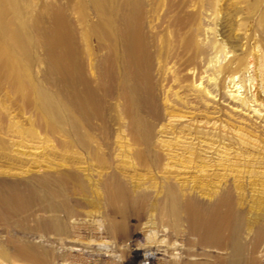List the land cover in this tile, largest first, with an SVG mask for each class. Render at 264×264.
<instances>
[{"label": "bare ground", "instance_id": "6f19581e", "mask_svg": "<svg viewBox=\"0 0 264 264\" xmlns=\"http://www.w3.org/2000/svg\"><path fill=\"white\" fill-rule=\"evenodd\" d=\"M111 1L0 0V222L10 220L27 237L0 244V257L46 264L52 248L29 238L76 239L80 219L94 208L112 235L128 230L131 214L153 211L170 235L183 231L187 244L204 249L203 261L185 264H264V137L159 98L172 79L164 63L157 67L145 1ZM88 6L99 17L83 40L75 14L84 18ZM173 6L169 0L167 9ZM170 25L174 52L169 43L158 46L160 63L172 57L185 70L194 65L197 78L204 45L192 44L181 15ZM239 100L249 111L258 99ZM50 138L59 153L45 161L65 163L25 176L46 163L33 149L49 151ZM226 140L249 155V182L212 169L209 155Z\"/></svg>", "mask_w": 264, "mask_h": 264}, {"label": "rangeland", "instance_id": "374dc122", "mask_svg": "<svg viewBox=\"0 0 264 264\" xmlns=\"http://www.w3.org/2000/svg\"><path fill=\"white\" fill-rule=\"evenodd\" d=\"M115 1L112 0L109 5L115 6L116 3H113ZM144 1L148 16L147 28L155 45L153 50L157 53L155 54L157 67L164 63L163 74L171 75L172 79L170 86L163 92H161L162 88L160 91L157 90L159 98L168 100L176 108L179 107L184 114L220 118L226 123L247 128L264 137V123L260 124L263 127L259 129L252 125V123L260 122L259 114L264 118V80H262L264 77V0H172L174 6L170 10L167 9L169 0ZM75 15L80 22L79 34L83 40H86L87 32L98 20L99 14L94 6H88L84 18L79 16L80 13ZM177 15H181L184 22V32L194 40L191 41L192 44H203L205 47V52L199 57L201 72L197 78H191L195 76L194 70L197 71L194 65H191L192 70H185V65L182 68L178 64L180 61L172 57H167L165 62L160 63L162 59L158 54V46L163 45L164 42L169 43L168 54L171 55L174 52L175 47L171 44L174 39L170 21ZM97 41V36L91 34L90 42L96 46ZM237 43L238 47L240 45L239 48ZM160 75L158 72L157 76L161 78L162 75ZM187 75L189 78L186 77ZM244 96L258 99L257 102L250 103L249 111L243 110L238 104L241 103L239 99ZM39 137L45 139V135H39ZM48 141L50 142L46 143V149L49 151L42 152L43 148L33 149L35 153H42L37 155V158H41L43 163L46 162L47 156L53 161L55 154L59 153L55 141L52 138ZM215 145L217 152L213 155L208 154L213 159L212 169L226 174L225 176L229 175V178L234 176L237 178L238 173L246 175L245 179L249 178L246 180L249 182L251 175L249 172L253 167H247L243 160L245 157L250 158L249 155L247 153L244 154L245 156L239 155L241 150L238 145H233L228 140ZM31 158L33 156L29 159ZM57 160L59 161L60 158ZM58 161L54 165L65 163ZM46 163L40 167H31L29 169L31 172L25 176L38 173L41 169H51V165L60 167ZM2 165L4 164L0 162V168L5 167ZM14 176L21 177L19 174ZM8 179L16 178L8 177ZM259 187L263 188V185ZM249 188L252 190V185ZM86 210L92 211V214L80 219L82 226L75 234L76 239H63V237L58 239L52 234L45 235L41 232L29 238L35 245L39 244L45 249L52 248L47 256L48 259H45L46 264H185L188 261H203L200 259V254L204 249L187 244L189 237L187 236L186 239L183 231L180 235H175L176 233L170 235L171 229L168 222L166 220L160 222L153 215V211L146 216L131 214L127 221L128 230L126 232L121 230L118 234L112 235V231L105 229L108 221L98 211L94 208ZM109 219L120 221L121 217L110 215ZM11 228L10 220L0 222V244L9 246L6 241L14 236L22 240L27 239L25 234L17 233ZM60 240L62 241L59 242ZM4 252L10 255L18 254L12 250ZM146 253L155 255L146 256ZM0 264L42 263L27 261L20 257L14 261L0 257Z\"/></svg>", "mask_w": 264, "mask_h": 264}, {"label": "clouds", "instance_id": "9594fccd", "mask_svg": "<svg viewBox=\"0 0 264 264\" xmlns=\"http://www.w3.org/2000/svg\"><path fill=\"white\" fill-rule=\"evenodd\" d=\"M154 253H146V256H154Z\"/></svg>", "mask_w": 264, "mask_h": 264}]
</instances>
